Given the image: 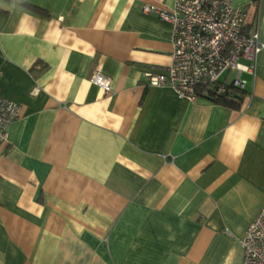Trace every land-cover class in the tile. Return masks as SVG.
I'll return each mask as SVG.
<instances>
[{"label": "crops", "instance_id": "0c3cea01", "mask_svg": "<svg viewBox=\"0 0 264 264\" xmlns=\"http://www.w3.org/2000/svg\"><path fill=\"white\" fill-rule=\"evenodd\" d=\"M172 3L0 0V89L20 109L0 143V264L242 263L264 205V51L243 91L219 79L236 108L145 86L172 47L141 8ZM232 5L264 43V0Z\"/></svg>", "mask_w": 264, "mask_h": 264}, {"label": "built area", "instance_id": "2783aa9c", "mask_svg": "<svg viewBox=\"0 0 264 264\" xmlns=\"http://www.w3.org/2000/svg\"><path fill=\"white\" fill-rule=\"evenodd\" d=\"M232 1L173 0L170 8L144 5L142 13L152 14L169 25L172 47L168 67L143 74L145 86L168 88L178 99L194 103L201 90L231 95L219 79L225 72L234 71L230 87L243 91L245 81L240 75H254L264 43L259 41L256 30L245 32L247 14L234 7ZM89 83L104 92L110 91L109 79L99 72L90 76ZM19 111V106L3 97L0 89V143L6 142L7 128L18 119ZM239 243L241 264H264V205Z\"/></svg>", "mask_w": 264, "mask_h": 264}, {"label": "trees", "instance_id": "16d2710c", "mask_svg": "<svg viewBox=\"0 0 264 264\" xmlns=\"http://www.w3.org/2000/svg\"><path fill=\"white\" fill-rule=\"evenodd\" d=\"M206 91L209 92L208 94L209 96H211L210 98L213 102L222 104L224 106L236 108L240 102V96L237 94H234V97L231 98L232 92H231V95H220L211 89H206ZM233 91H237V90H233ZM233 102H236V103H233Z\"/></svg>", "mask_w": 264, "mask_h": 264}]
</instances>
